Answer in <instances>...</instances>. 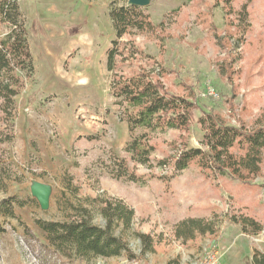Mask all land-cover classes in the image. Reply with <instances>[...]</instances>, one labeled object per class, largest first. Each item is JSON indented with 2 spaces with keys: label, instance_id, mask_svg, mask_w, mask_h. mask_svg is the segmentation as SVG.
Here are the masks:
<instances>
[{
  "label": "rangeland",
  "instance_id": "rangeland-1",
  "mask_svg": "<svg viewBox=\"0 0 264 264\" xmlns=\"http://www.w3.org/2000/svg\"><path fill=\"white\" fill-rule=\"evenodd\" d=\"M111 1H19L34 72L24 79L13 117L0 110V264H196L211 251L218 264H250L255 250L264 251V229L245 234L234 217L264 226V164L247 179L212 175L196 163L174 177L172 164L182 149L201 146L199 114L252 128L264 109V0H236L232 13L222 0H150L143 8L154 29L127 33L109 71ZM243 4L251 25L245 31L237 20ZM138 72L196 104L187 127L151 135L150 164L126 153L130 132L111 93L115 77ZM115 156L147 182L112 177ZM35 182L51 188L46 209L31 192ZM96 197L131 206L134 230L154 236L155 252L133 261L126 254L87 260L42 247L46 233L38 221H65ZM188 216L216 220L215 234L176 239L174 225ZM92 220L105 223L95 209ZM128 241L140 255V241Z\"/></svg>",
  "mask_w": 264,
  "mask_h": 264
},
{
  "label": "trees",
  "instance_id": "trees-1",
  "mask_svg": "<svg viewBox=\"0 0 264 264\" xmlns=\"http://www.w3.org/2000/svg\"><path fill=\"white\" fill-rule=\"evenodd\" d=\"M20 0H0V110L12 118L16 98L25 78L34 72V60L28 40L26 18ZM232 13L236 0H222ZM229 12H226L227 14ZM108 13L115 30L113 46L107 53L108 70L113 71L115 59L120 53V40L131 30L152 31L154 24L143 7L113 0ZM229 13V14H230ZM247 4L237 10V20L244 29L251 27ZM233 64V63H232ZM235 64V62H234ZM111 93L121 107L130 140L125 151L134 163L150 164L155 147L151 135L172 129L187 127L193 117L195 102L192 96L170 93L159 81L146 72L127 77H115ZM197 123L203 130L200 147H186L173 161L174 177L196 163L203 171L217 176L227 175L238 179L257 176L264 164V109L252 128L244 124L226 123L212 113L199 114ZM160 164H169L160 160ZM108 173L118 179L145 184L147 179L133 172L125 159L115 156ZM94 209L103 217L104 225L93 222ZM135 210L124 200L96 197L88 206L81 205L75 214L65 221H38L46 233L42 247L59 257H115L126 254L133 261L155 252V239L149 232L134 230ZM243 233L257 235L264 229L254 217H234ZM216 220L188 216L174 225L176 239L184 242L197 236L216 232ZM141 243L140 255L129 246V237ZM250 264H264V252L255 250Z\"/></svg>",
  "mask_w": 264,
  "mask_h": 264
},
{
  "label": "water",
  "instance_id": "water-1",
  "mask_svg": "<svg viewBox=\"0 0 264 264\" xmlns=\"http://www.w3.org/2000/svg\"><path fill=\"white\" fill-rule=\"evenodd\" d=\"M128 3L132 5H137L140 7H145V6H148V4L150 3V0H129ZM31 192L33 196L37 198L41 207L43 209H46L48 207L49 199L51 196L50 186L43 184V183L35 182L31 186Z\"/></svg>",
  "mask_w": 264,
  "mask_h": 264
},
{
  "label": "built area",
  "instance_id": "built-area-1",
  "mask_svg": "<svg viewBox=\"0 0 264 264\" xmlns=\"http://www.w3.org/2000/svg\"><path fill=\"white\" fill-rule=\"evenodd\" d=\"M196 264H218V253H210L206 254L204 259L198 260Z\"/></svg>",
  "mask_w": 264,
  "mask_h": 264
},
{
  "label": "crops",
  "instance_id": "crops-1",
  "mask_svg": "<svg viewBox=\"0 0 264 264\" xmlns=\"http://www.w3.org/2000/svg\"><path fill=\"white\" fill-rule=\"evenodd\" d=\"M264 252V251H263ZM252 255H253V253H252ZM252 255L249 257L250 258V260H251V258H252Z\"/></svg>",
  "mask_w": 264,
  "mask_h": 264
}]
</instances>
